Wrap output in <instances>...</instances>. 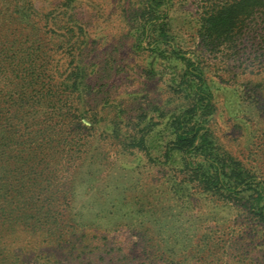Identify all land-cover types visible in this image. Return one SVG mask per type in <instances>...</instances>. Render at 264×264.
<instances>
[{"label": "trees", "instance_id": "1", "mask_svg": "<svg viewBox=\"0 0 264 264\" xmlns=\"http://www.w3.org/2000/svg\"><path fill=\"white\" fill-rule=\"evenodd\" d=\"M200 1L194 32L202 45L226 44L222 51L234 52L246 51L245 41L263 47L264 0ZM140 2L125 10L124 18L134 22L129 28L136 38L159 40V66L177 67L168 80L178 105L168 115L163 104L154 110L159 132H165L159 158L179 159L172 177L189 190L181 210L188 208L192 219L188 227L187 221L174 227L178 231L140 232L143 251L153 260L212 254L223 236L219 229H264V175L214 142L209 123L215 107L205 67L198 54L193 61L186 55L193 51L183 50L167 16L169 0ZM87 43L74 9L0 0V264H91L82 258L89 251L87 233L113 228L101 220L128 219L132 210L140 223L148 216L159 224L156 202L128 201L116 186H98L97 178L110 176L129 148L146 149L154 122L143 123L141 108L128 115L121 102L87 101L88 63L81 46ZM103 127L110 145L94 139ZM226 213L235 222L226 223Z\"/></svg>", "mask_w": 264, "mask_h": 264}, {"label": "rangeland", "instance_id": "2", "mask_svg": "<svg viewBox=\"0 0 264 264\" xmlns=\"http://www.w3.org/2000/svg\"><path fill=\"white\" fill-rule=\"evenodd\" d=\"M33 1L35 7L42 10L64 6L74 9L75 18L87 31L88 43L81 45L84 47L85 62L88 63L90 95L86 97L87 101L98 106L104 102H121L127 108L128 115L135 114L141 108L146 114L143 123L148 118L154 122L153 130L146 135V149L138 151L129 148L115 161L110 169L111 175L102 180L99 176L97 180L100 188L113 185L118 191L122 190L118 196L124 195L128 201L142 198L140 201L143 203L156 202V216L159 217L156 221L159 224L149 223L148 216L140 223L132 210L126 215L128 219L113 217L111 221L101 220V226L105 225L106 229L113 227V230L107 232L98 227L87 233L89 251L83 257L81 255L83 259L87 257L84 263L264 264V229L260 226L257 229H219L223 236L212 254L170 259L159 257V260L147 257L140 232L164 228L170 229V232L178 231L174 227H179L180 222L187 221L184 226L188 227L192 221L190 210H181L182 195L189 190L177 184L172 177L179 159L167 161L159 158L161 138L165 132H159V117L154 110V107L163 104L168 115L178 105V95L170 88L168 80L177 67L173 62L159 66L162 60H159L158 54L159 40L151 35L144 39L136 38L134 29L129 28L134 22L130 17L124 18L129 13L125 10L136 8L141 0ZM200 4V0H169L167 16L178 32L183 50L193 51V54L186 55L195 61L198 54L204 64L215 107L209 123L214 142L244 166L264 175V42L262 48H254L255 44L245 41L242 43V48H246L244 52H234L229 48L222 51L226 44L202 45L194 32V20ZM82 122L90 125L85 119ZM105 128H102L103 132L100 128L96 130L94 139L103 137L110 145L112 139ZM103 145L99 149H109L108 145L105 148ZM116 207L119 208V203ZM128 207L132 209L134 206L130 204ZM114 215L118 216V213ZM232 221L235 222L234 215L227 214L225 222ZM196 222L204 224L201 220ZM48 243L40 244L41 248H47Z\"/></svg>", "mask_w": 264, "mask_h": 264}]
</instances>
